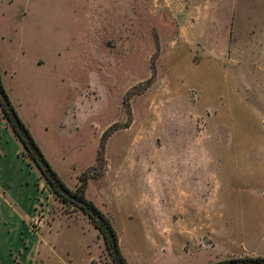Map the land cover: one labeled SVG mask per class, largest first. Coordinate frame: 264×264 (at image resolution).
I'll return each instance as SVG.
<instances>
[{
    "label": "rangeland",
    "instance_id": "1",
    "mask_svg": "<svg viewBox=\"0 0 264 264\" xmlns=\"http://www.w3.org/2000/svg\"><path fill=\"white\" fill-rule=\"evenodd\" d=\"M0 75L64 184L88 177L129 264L264 256V0H0ZM179 142L213 203H161ZM54 241L65 263L112 264L100 233Z\"/></svg>",
    "mask_w": 264,
    "mask_h": 264
},
{
    "label": "crops",
    "instance_id": "2",
    "mask_svg": "<svg viewBox=\"0 0 264 264\" xmlns=\"http://www.w3.org/2000/svg\"><path fill=\"white\" fill-rule=\"evenodd\" d=\"M191 142L188 147L179 142L172 157L163 156L158 162L161 203H166L170 191L174 193V203H213V174L211 169L209 173L202 170V156L192 148ZM22 150L21 142L1 117L0 264H49L52 256L57 264H64L55 257L54 239L60 229L72 227L80 231L81 228L83 235L92 232L98 235L99 231L80 210L62 213L66 204L50 191L37 167L19 156ZM53 208L55 213L50 212Z\"/></svg>",
    "mask_w": 264,
    "mask_h": 264
},
{
    "label": "trees",
    "instance_id": "3",
    "mask_svg": "<svg viewBox=\"0 0 264 264\" xmlns=\"http://www.w3.org/2000/svg\"><path fill=\"white\" fill-rule=\"evenodd\" d=\"M0 111L3 115V119L7 122L12 129L14 136L21 142L23 149L27 153L29 159L33 161L39 170L41 176L49 186L50 191L58 198L63 204L71 205L82 211L94 225V227L102 235L105 248L108 252L112 264H129L125 257L122 255L118 235L110 221V219L101 212L95 204L88 200L85 196V190L87 187L86 176L79 177V185L74 189H69L58 174L53 170L38 144L32 137L29 129L24 124L23 120L18 115L17 111L12 105L9 96L3 86L0 75ZM111 128L103 132L99 150L103 149L105 140L109 136ZM100 176L95 174L93 177ZM214 264H264V256L257 257H243L234 258L229 260L220 261Z\"/></svg>",
    "mask_w": 264,
    "mask_h": 264
}]
</instances>
